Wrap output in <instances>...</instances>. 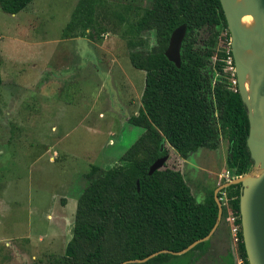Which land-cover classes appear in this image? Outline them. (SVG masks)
Listing matches in <instances>:
<instances>
[{
	"label": "rangeland",
	"instance_id": "rangeland-1",
	"mask_svg": "<svg viewBox=\"0 0 264 264\" xmlns=\"http://www.w3.org/2000/svg\"><path fill=\"white\" fill-rule=\"evenodd\" d=\"M153 2L34 0L17 14L0 6V264L63 260L80 196L144 134L129 122L142 109L146 78L132 56L159 50L155 30H137ZM196 37L197 48L213 51L214 81L234 87L220 56L230 47L226 30ZM161 146L164 168L183 174L198 203L236 179L223 138L217 150L202 148L187 160ZM234 192L219 191L226 215L209 246L154 264L235 263L227 208Z\"/></svg>",
	"mask_w": 264,
	"mask_h": 264
},
{
	"label": "trees",
	"instance_id": "trees-1",
	"mask_svg": "<svg viewBox=\"0 0 264 264\" xmlns=\"http://www.w3.org/2000/svg\"><path fill=\"white\" fill-rule=\"evenodd\" d=\"M33 1L0 0V6L5 13L17 14ZM184 24L188 31L182 46L181 67L177 68L165 52L172 33ZM219 27L230 38L220 0H154L141 16L137 30H155L159 44L155 53L132 56L133 66L145 72L146 78L142 109L129 122L145 132L122 157L121 165L84 190L77 203L73 238L63 260L56 264H121L143 260L161 250L183 251L210 234L219 213L214 191L205 202L198 203L180 171L164 168L150 175V169L158 159L168 155L162 150V142L169 143L187 160L202 148L217 150L223 138L229 144L227 168L233 176L238 178L254 170L248 147V110L238 85L237 91H232L226 82L214 81L210 66L213 51L197 48L198 32L215 33ZM210 42L214 46L212 39ZM230 55L233 56L232 52ZM220 56L225 60L227 52ZM217 65L222 72L225 65L220 62ZM241 189V185L227 188L235 191L230 194L228 212L238 216L240 226ZM223 210L225 216V207ZM239 238L240 255L249 264L242 226ZM210 244L211 239L185 256ZM172 258L177 256L161 254L146 263L133 264H154ZM231 264H235L234 260Z\"/></svg>",
	"mask_w": 264,
	"mask_h": 264
},
{
	"label": "water",
	"instance_id": "water-1",
	"mask_svg": "<svg viewBox=\"0 0 264 264\" xmlns=\"http://www.w3.org/2000/svg\"><path fill=\"white\" fill-rule=\"evenodd\" d=\"M231 34V51L235 62V72L239 93L248 110L250 132L248 147L254 160V170L231 182L220 186L214 193L219 207L218 220L212 231L203 239L197 240L180 252L161 250L143 260H129L121 264L146 263L161 255L181 256L197 245L211 239L223 216V205L218 197L219 191L233 185H241L240 215L243 241L249 264H264V0H245L243 5H236L235 0H220ZM251 16L256 22L252 31L241 27V20ZM186 24L177 28L171 35L165 52L167 59L177 68L181 67V52L187 35ZM253 56L246 60V54ZM251 84L247 88V78ZM169 156L158 159L150 169V175L164 169ZM140 184L138 187L140 190Z\"/></svg>",
	"mask_w": 264,
	"mask_h": 264
},
{
	"label": "built area",
	"instance_id": "built-area-1",
	"mask_svg": "<svg viewBox=\"0 0 264 264\" xmlns=\"http://www.w3.org/2000/svg\"><path fill=\"white\" fill-rule=\"evenodd\" d=\"M230 52H231V46L229 47V50L227 51V57L224 60V62H225V64H227L228 69L231 70L233 75H234L235 86L234 87H230V89L232 91H237L236 90L237 79H236L234 58H233V56L230 55ZM227 207H228V205H227ZM228 220L230 222L231 234H232V238H233V245H234L233 256H234V259H235V264H245V261H244L243 257L240 255V252H239V243H240L239 234H240V231H241V226L237 223L238 216H236L233 213H230Z\"/></svg>",
	"mask_w": 264,
	"mask_h": 264
},
{
	"label": "bare ground",
	"instance_id": "bare-ground-1",
	"mask_svg": "<svg viewBox=\"0 0 264 264\" xmlns=\"http://www.w3.org/2000/svg\"><path fill=\"white\" fill-rule=\"evenodd\" d=\"M236 1V5L239 6V5H243L245 0H235ZM241 27L245 30H248V31H252L256 28V22L255 20L253 19V17L251 16H245L242 20H241ZM253 56L252 52H248L246 54V60H248L249 57ZM250 84H251V76L249 75L248 78H247V88L249 89L250 87Z\"/></svg>",
	"mask_w": 264,
	"mask_h": 264
},
{
	"label": "flooded vegetation",
	"instance_id": "flooded-vegetation-1",
	"mask_svg": "<svg viewBox=\"0 0 264 264\" xmlns=\"http://www.w3.org/2000/svg\"><path fill=\"white\" fill-rule=\"evenodd\" d=\"M230 38H231V36H230ZM232 52V51H231ZM237 78V77H236ZM237 85H238V83H237Z\"/></svg>",
	"mask_w": 264,
	"mask_h": 264
}]
</instances>
